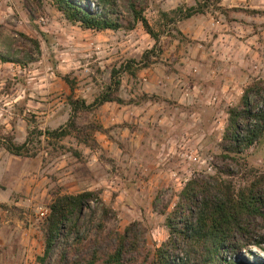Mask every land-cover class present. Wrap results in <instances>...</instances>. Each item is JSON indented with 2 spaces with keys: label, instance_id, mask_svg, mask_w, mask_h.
Returning a JSON list of instances; mask_svg holds the SVG:
<instances>
[{
  "label": "rangeland",
  "instance_id": "rangeland-1",
  "mask_svg": "<svg viewBox=\"0 0 264 264\" xmlns=\"http://www.w3.org/2000/svg\"><path fill=\"white\" fill-rule=\"evenodd\" d=\"M80 1L90 10L100 11L91 0ZM135 2L143 7L147 21L158 33L157 42L140 22H135L130 29L97 31L65 19L53 0H0V149L5 138L22 143L28 137V148L36 155L27 158L36 159L38 173L49 170L50 177L46 183L47 195L32 201L23 190H13L20 183L13 168L18 158L24 156L7 152L0 158V200L9 197V201H0V264H39L37 256L43 251V224L47 215L41 216L40 212L47 209L54 194L76 193L88 187L69 183L67 167L75 169L77 176L86 181L91 179L97 183L91 190L98 192L116 214L106 221V229L122 232L129 223L138 221L145 250L150 252L167 239L166 216L176 207L179 193L190 179L209 184L217 181L231 186L235 192L252 188L264 199L263 141H256L240 152L226 153L223 149L228 108L239 102L247 85L264 77L250 78L241 93L237 92L233 100L220 104L216 110L208 103L200 105L197 114L186 112L184 107L175 110L176 121H180L177 122L179 128L173 132L175 152L164 158L151 150L146 139L141 140L140 147L131 146L130 142L125 144L117 130L114 131L118 136L115 143L99 144L94 161H91V149L78 141L74 133L62 139H45L42 135L44 130L67 122L69 96L91 102L114 79L120 80L118 95L122 93L125 100H134L130 104L146 101V98L140 99L141 93L133 92L142 83L137 76V65L130 63V69L123 66L130 60L139 61L153 46L154 50L148 53L150 61L161 62L169 40L161 36L178 34L161 15L163 11L157 7L161 0ZM118 10L123 25L133 23L128 0H118ZM167 13L172 16L171 10ZM62 76H67L69 83ZM255 106L253 104L252 108ZM100 110L98 107L90 112H79L75 120L77 126L101 125L99 119L105 120L109 109ZM142 128L141 132L145 130ZM87 130L93 137L94 134L104 135L105 141L113 137L108 132ZM153 130L155 138L167 132L157 127ZM183 137L190 138L200 162L192 163L180 157L177 145ZM78 143L82 144L85 154L77 148ZM75 152H79L80 157ZM158 169L161 170L159 175ZM29 176L24 173L23 179ZM62 177L63 180H59ZM110 180L115 181L117 190L105 188ZM245 222L249 224L251 237L246 251H240L237 257L252 263H256L258 257L264 260V243H257L264 236V219L254 215ZM55 260L52 254L48 262L52 264Z\"/></svg>",
  "mask_w": 264,
  "mask_h": 264
},
{
  "label": "trees",
  "instance_id": "trees-1",
  "mask_svg": "<svg viewBox=\"0 0 264 264\" xmlns=\"http://www.w3.org/2000/svg\"><path fill=\"white\" fill-rule=\"evenodd\" d=\"M53 1L65 19L79 23L83 28L97 31L130 29L135 22H140L146 33L158 41V33L152 29L143 7L135 0H128L133 23L129 21L127 25L121 21L118 0H91L100 11L90 10L80 0ZM204 6L205 2H197L195 6L179 5L171 10L172 16L167 12H161V15L168 24L202 12ZM154 48L144 52L139 61H128L123 68L130 69V63L136 64V69L148 66L151 63L148 53ZM114 76L115 71L113 79ZM62 78L69 81L67 76ZM119 86L120 80L114 79L91 102L69 96L67 122L55 129L44 130L42 135L45 139H62L74 133L78 141L96 150L98 144L87 128L102 133H107L108 128L92 124L79 127L75 122L77 114L93 111L105 102L134 103L131 98L125 100L118 95ZM144 98L154 102L159 96L143 93L140 99ZM253 104L255 108H252ZM227 115L223 133L226 153L240 152L259 140L264 143V80L247 85L239 102L228 108ZM28 142V137L22 143L5 138L1 146L10 154L34 157L36 152L28 148ZM75 155L80 157L77 152ZM47 208L43 251L37 256L39 264H50L48 260L52 254L56 256L52 264H264L260 257L256 263L237 257V253L246 251L251 237L245 220L254 215L264 219V199L252 188L235 192L231 186L217 181L209 184L202 180H188L179 193L176 207L166 216L168 237L153 252L145 250L138 221L129 223L122 232L106 229V221L116 214L96 191L56 193ZM257 243H264V236Z\"/></svg>",
  "mask_w": 264,
  "mask_h": 264
},
{
  "label": "crops",
  "instance_id": "crops-1",
  "mask_svg": "<svg viewBox=\"0 0 264 264\" xmlns=\"http://www.w3.org/2000/svg\"><path fill=\"white\" fill-rule=\"evenodd\" d=\"M197 2H205L202 12L171 23L177 36H161L169 39L161 62H153L137 72L142 83L133 92L155 94L160 100L139 104L103 103L99 109H109V115L105 120L100 118L99 123L108 128L109 136L113 137L105 141L104 135L94 134L98 146L115 143L118 136L114 131L117 130L125 144L130 142L131 146L140 147L141 140L146 139L151 150L164 158L175 152L173 132L180 122L176 121L175 110L184 107L186 112L197 114L203 103L213 104L216 110L220 104L233 100L237 92L241 93L250 78L264 77V0H161L157 7L168 12L179 5L195 6ZM120 97L126 99L122 93ZM140 127L145 130L141 132ZM156 127L167 131L160 136L161 140L152 135ZM145 134L150 136L145 137ZM81 145L78 143L77 148L82 149ZM96 150L91 149V161L95 160ZM84 152L82 149V155ZM5 154L7 151L0 149V158ZM22 158H18L13 168L18 174L15 178L20 181L13 190H23L32 201L44 198L48 193L49 170L38 173L36 159ZM24 173L30 176L23 179ZM66 173L71 184H85L87 190L97 187L93 180L77 176L73 168L67 167ZM157 173L159 175L161 170ZM107 183L106 189L117 190L115 181ZM0 201H9V197Z\"/></svg>",
  "mask_w": 264,
  "mask_h": 264
},
{
  "label": "built area",
  "instance_id": "built-area-1",
  "mask_svg": "<svg viewBox=\"0 0 264 264\" xmlns=\"http://www.w3.org/2000/svg\"><path fill=\"white\" fill-rule=\"evenodd\" d=\"M177 150L179 152L180 157H182L183 159H186L192 163L200 162V155L198 153V150L196 148L192 147V143H190L189 137H183L179 141V143L177 145ZM202 162H204V160ZM47 209L41 211L40 215L44 216L45 214H47V212H48Z\"/></svg>",
  "mask_w": 264,
  "mask_h": 264
}]
</instances>
